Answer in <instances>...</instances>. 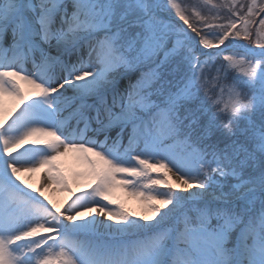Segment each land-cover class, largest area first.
<instances>
[{"label": "snow or ice", "instance_id": "6c2138e0", "mask_svg": "<svg viewBox=\"0 0 264 264\" xmlns=\"http://www.w3.org/2000/svg\"><path fill=\"white\" fill-rule=\"evenodd\" d=\"M0 264H264V0H0Z\"/></svg>", "mask_w": 264, "mask_h": 264}, {"label": "rangeland", "instance_id": "374dc122", "mask_svg": "<svg viewBox=\"0 0 264 264\" xmlns=\"http://www.w3.org/2000/svg\"><path fill=\"white\" fill-rule=\"evenodd\" d=\"M190 2V0H189ZM63 167L65 170H73V169H79V165L77 164L76 160L74 159V154L69 153L67 156L61 158ZM33 177L37 181L39 178V172L33 173ZM86 181H80L79 184L73 183L72 184V190L73 192L79 191L80 187H83ZM115 198L118 199L121 203L124 204L125 208L128 211H141V204L138 200L127 196L124 192L117 190L115 194Z\"/></svg>", "mask_w": 264, "mask_h": 264}, {"label": "bare ground", "instance_id": "6f19581e", "mask_svg": "<svg viewBox=\"0 0 264 264\" xmlns=\"http://www.w3.org/2000/svg\"><path fill=\"white\" fill-rule=\"evenodd\" d=\"M40 177V172H39ZM22 179H24L27 183H30L33 187L37 186V181L33 177V173H25L22 175ZM51 198L56 202L57 204H60L64 199L67 198L68 193L60 192V191H54L48 193Z\"/></svg>", "mask_w": 264, "mask_h": 264}]
</instances>
